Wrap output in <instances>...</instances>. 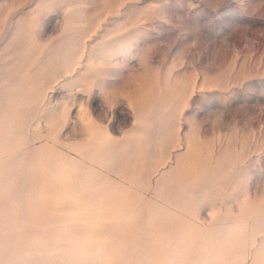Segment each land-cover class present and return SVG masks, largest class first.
Segmentation results:
<instances>
[{
  "label": "rangeland",
  "instance_id": "374dc122",
  "mask_svg": "<svg viewBox=\"0 0 264 264\" xmlns=\"http://www.w3.org/2000/svg\"><path fill=\"white\" fill-rule=\"evenodd\" d=\"M0 264H264V0H0Z\"/></svg>",
  "mask_w": 264,
  "mask_h": 264
}]
</instances>
